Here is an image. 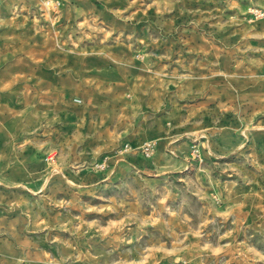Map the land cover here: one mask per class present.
Segmentation results:
<instances>
[{"label": "rangeland", "instance_id": "1", "mask_svg": "<svg viewBox=\"0 0 264 264\" xmlns=\"http://www.w3.org/2000/svg\"><path fill=\"white\" fill-rule=\"evenodd\" d=\"M174 259L264 264V0H1L0 264Z\"/></svg>", "mask_w": 264, "mask_h": 264}, {"label": "built area", "instance_id": "2", "mask_svg": "<svg viewBox=\"0 0 264 264\" xmlns=\"http://www.w3.org/2000/svg\"><path fill=\"white\" fill-rule=\"evenodd\" d=\"M0 3H1V0H0ZM46 3L50 4L51 1H48ZM152 149H153V143L147 142L145 146V150L147 154L151 153ZM159 264H195V263L188 259H174V260L163 261V262H160Z\"/></svg>", "mask_w": 264, "mask_h": 264}, {"label": "crops", "instance_id": "3", "mask_svg": "<svg viewBox=\"0 0 264 264\" xmlns=\"http://www.w3.org/2000/svg\"><path fill=\"white\" fill-rule=\"evenodd\" d=\"M1 4V3H0Z\"/></svg>", "mask_w": 264, "mask_h": 264}]
</instances>
